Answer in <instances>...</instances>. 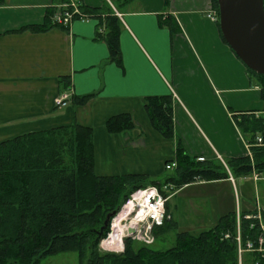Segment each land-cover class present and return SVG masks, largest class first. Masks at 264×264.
<instances>
[{
  "label": "crops",
  "instance_id": "obj_1",
  "mask_svg": "<svg viewBox=\"0 0 264 264\" xmlns=\"http://www.w3.org/2000/svg\"><path fill=\"white\" fill-rule=\"evenodd\" d=\"M105 1L81 3L98 7ZM62 2L5 0L0 6V142L72 124L89 127L98 176L156 178L165 163L175 162L178 142L190 158L218 155L227 161L248 155L246 141L229 120V110L264 117L262 86L239 59L227 53L217 24L205 17L213 9L210 0H123L121 9L109 0L121 15L117 17L121 68L108 61L106 45L93 40L95 19L73 20L67 31H20L42 23L46 10H56ZM206 38L212 41L208 44ZM225 64L230 71L219 73L216 87L208 67L223 69ZM201 89L209 93H200ZM62 93L95 96L83 106L70 101L57 108L53 100ZM149 96L171 97V139H162L150 127L145 111ZM121 113L132 116L134 129L108 134L105 122ZM244 178H238L239 184L248 179ZM254 184L264 189L262 181ZM230 185L234 212H252L240 210L237 186L235 192ZM217 215L202 213L199 224L211 227Z\"/></svg>",
  "mask_w": 264,
  "mask_h": 264
},
{
  "label": "trees",
  "instance_id": "obj_2",
  "mask_svg": "<svg viewBox=\"0 0 264 264\" xmlns=\"http://www.w3.org/2000/svg\"><path fill=\"white\" fill-rule=\"evenodd\" d=\"M4 1L0 0V6ZM210 2L218 12L216 0ZM79 11L82 16L73 15V20H97L93 40L103 42L108 50V61L121 68V25L112 8L105 1L98 7L82 4ZM54 12V9H47L42 23L25 26L20 31L44 33L52 28L67 31L68 26L52 22ZM216 24L218 27V21ZM246 70L258 78L261 86L264 85L262 76ZM261 93L264 98V91ZM94 96L95 93L73 96L70 101L73 105L83 106ZM145 111L151 128L162 139H171V97H146ZM237 116L235 124L249 145L251 157L244 155L224 162L234 178L247 177L252 169L264 177V145H257L255 140L260 136L264 141V117L256 118L254 114L245 112ZM134 127L129 113L112 116L104 124L110 135L131 131ZM216 161L215 164L211 160L190 158L178 142L174 177L155 181L144 174L98 176L94 172L93 130L89 127L72 124L2 141L0 264H39L41 259L60 253H75L80 264H238L234 211L221 216L215 225L197 235L177 233L175 245L165 251H154L151 246L139 243L141 247L134 249L136 242L131 240H126L125 250L120 255L104 254L98 250V244L108 230L107 226L99 236L105 217L116 212L132 191L152 185L167 197L169 193L162 191L167 184L175 192L195 180L227 178L222 163L218 159ZM219 168L223 169L222 173L217 171ZM255 213L254 210L240 212L243 242L253 240L259 233L258 221L244 218ZM261 220L264 223V212ZM166 226L164 222L154 229L155 240L157 233L163 232ZM174 229L176 225L170 224L169 230ZM225 234H229V238L225 239ZM242 264H264V258L248 252L242 256Z\"/></svg>",
  "mask_w": 264,
  "mask_h": 264
},
{
  "label": "built area",
  "instance_id": "obj_3",
  "mask_svg": "<svg viewBox=\"0 0 264 264\" xmlns=\"http://www.w3.org/2000/svg\"><path fill=\"white\" fill-rule=\"evenodd\" d=\"M82 5L81 0H66L62 2L55 10L52 16V22L58 26H69L73 21V15L82 16L79 11V6ZM116 17L121 19V15L112 7ZM205 17L211 22L218 21V12L214 9L208 11ZM264 91V85L261 87ZM71 95L69 93H62L55 97L53 104L57 108L66 107L70 103ZM257 118V117H256ZM257 145H264L263 139L260 136L255 137ZM249 150V145L247 144ZM248 156L251 157L248 151ZM216 158L222 163L227 174V180L232 184L236 192V179L226 166L224 160L216 155ZM202 157H198L197 161H203ZM176 162L171 161L164 164V170H174ZM253 182L264 183V177L257 174L253 169L250 174ZM245 179L242 177V180ZM162 191L171 192L172 186L167 184L162 187ZM172 194V193H170ZM169 198L164 197L156 186L148 185L137 188L132 191L125 201L118 207L117 211L111 216L108 223V230L106 235L100 240L98 250L104 254L120 255L125 250L126 240L139 243L144 246H152L155 243L154 229L161 226L165 220L170 219L166 213L165 204ZM236 201L238 200L235 194ZM256 208L254 215H245L246 220L256 219L258 221L259 233L252 240L247 239L243 242L241 237V217L237 211L235 214V237L237 261L242 264V256L245 253L253 252L264 258V223L261 220L262 209L258 206V198H255ZM254 225H251L253 228ZM224 238H229V234H225Z\"/></svg>",
  "mask_w": 264,
  "mask_h": 264
},
{
  "label": "rangeland",
  "instance_id": "obj_4",
  "mask_svg": "<svg viewBox=\"0 0 264 264\" xmlns=\"http://www.w3.org/2000/svg\"><path fill=\"white\" fill-rule=\"evenodd\" d=\"M108 1L109 0H106V2ZM111 2L116 8L121 9V3L123 2V0H111ZM111 5L109 6L111 7ZM206 39L208 41V44L212 41L211 38H206ZM220 41L221 43H223L222 39H220ZM225 47H226L225 49H227L228 51L227 53H230L232 56H235L232 50H230L228 46ZM238 63H240L241 67L245 69V71H247L246 67L242 64V62L238 60ZM220 64H223V62L221 61ZM243 69H242V73H243ZM228 71H230V67L227 64L224 65L223 69H221L219 66L208 67L210 80L213 81L216 87H219V83L217 81V76L219 75V73L220 72L227 73ZM200 93H209V92L201 89ZM245 108L247 107H244V109ZM229 113H230V118H229L230 122L232 124L233 122L234 123L237 122L238 120L237 113H234L231 110H229ZM207 160H211L215 164L217 163L215 158L209 157V159ZM217 171L222 173L223 169L219 168ZM174 176H175L174 170H168V171L164 170L161 173V175H159L158 177L150 178V179H153L155 181H163L165 178L174 177ZM247 178L248 179L244 180L243 185L239 184L238 178H235L237 192L239 195L238 200L240 203V210L244 211V209L245 210L248 209L253 211L256 208L255 198H258V206L262 207L264 210V189L262 188L263 186L262 185H258V187L255 186L250 175H248ZM168 193H169V198L166 202V209H167L166 213L170 217V219L165 220L167 226L164 228L163 232L157 233L155 243L151 246L152 250L154 251H165L173 247L176 243L175 237L179 232H187L192 235H197L200 231L210 228L208 227V225L199 224L202 217L201 216L202 213L207 214L208 211H210V213L214 212V214L217 213L218 218L214 223L216 224V222L221 216L229 212L235 211L233 207L234 201H233L232 187L229 182H224L223 179L216 181L195 180L189 183L188 185H185L182 189H179L173 194H170L172 193V191ZM172 223L176 225V229L169 230L170 224ZM140 247L141 246L137 243L133 246L134 249H138ZM39 264H80V263L75 253H60L54 256L41 259ZM83 264H85V262Z\"/></svg>",
  "mask_w": 264,
  "mask_h": 264
},
{
  "label": "water",
  "instance_id": "obj_5",
  "mask_svg": "<svg viewBox=\"0 0 264 264\" xmlns=\"http://www.w3.org/2000/svg\"><path fill=\"white\" fill-rule=\"evenodd\" d=\"M222 39L242 64L264 78L263 0H216ZM114 213L105 217L99 236Z\"/></svg>",
  "mask_w": 264,
  "mask_h": 264
}]
</instances>
